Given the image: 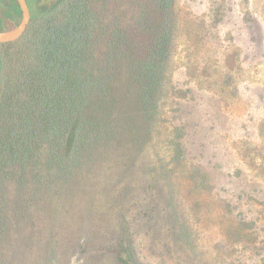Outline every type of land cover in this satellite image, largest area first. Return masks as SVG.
I'll return each mask as SVG.
<instances>
[{
  "label": "trees",
  "instance_id": "1",
  "mask_svg": "<svg viewBox=\"0 0 264 264\" xmlns=\"http://www.w3.org/2000/svg\"><path fill=\"white\" fill-rule=\"evenodd\" d=\"M179 1L26 0L24 35L0 45V264H245L208 244L206 222L220 226L208 177L188 168L183 116L191 84H232L203 48L235 44L222 26L241 0L189 19ZM20 20L0 0V32ZM184 23L192 58L176 52Z\"/></svg>",
  "mask_w": 264,
  "mask_h": 264
},
{
  "label": "rangeland",
  "instance_id": "2",
  "mask_svg": "<svg viewBox=\"0 0 264 264\" xmlns=\"http://www.w3.org/2000/svg\"><path fill=\"white\" fill-rule=\"evenodd\" d=\"M179 4L181 17L189 19L194 10L207 6V0H180ZM244 7L238 1L237 17L222 26L233 32L235 44L221 40L219 46L203 48L218 49L220 58L232 66V84L223 85L222 95L214 89L199 91L191 84L197 97L183 116L189 124L188 168L199 166L208 177L212 191L205 195L210 210L207 216L217 219L220 226L215 233L206 222L208 244L218 243L216 250L225 258L264 264V0H250L255 22L243 20ZM186 26L189 24H183L176 52L192 58L194 47L186 37ZM216 59H211V70L224 72L222 61L214 65ZM173 65L181 84L184 66Z\"/></svg>",
  "mask_w": 264,
  "mask_h": 264
},
{
  "label": "water",
  "instance_id": "3",
  "mask_svg": "<svg viewBox=\"0 0 264 264\" xmlns=\"http://www.w3.org/2000/svg\"><path fill=\"white\" fill-rule=\"evenodd\" d=\"M21 11V20L18 26L8 31L0 32V45L9 44L19 40L25 33L30 22V10L26 0H16ZM1 99V84H0Z\"/></svg>",
  "mask_w": 264,
  "mask_h": 264
}]
</instances>
